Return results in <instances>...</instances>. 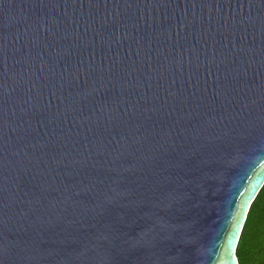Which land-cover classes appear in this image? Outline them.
<instances>
[{
  "label": "water",
  "instance_id": "95a60500",
  "mask_svg": "<svg viewBox=\"0 0 264 264\" xmlns=\"http://www.w3.org/2000/svg\"><path fill=\"white\" fill-rule=\"evenodd\" d=\"M264 183V0H0V264H239Z\"/></svg>",
  "mask_w": 264,
  "mask_h": 264
},
{
  "label": "trees",
  "instance_id": "16d2710c",
  "mask_svg": "<svg viewBox=\"0 0 264 264\" xmlns=\"http://www.w3.org/2000/svg\"><path fill=\"white\" fill-rule=\"evenodd\" d=\"M236 254L239 264H264V183L249 208Z\"/></svg>",
  "mask_w": 264,
  "mask_h": 264
}]
</instances>
